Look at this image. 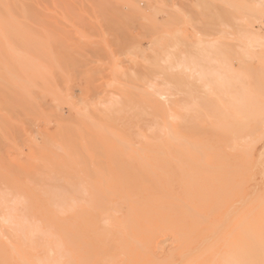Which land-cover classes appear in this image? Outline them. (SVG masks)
<instances>
[{
	"label": "rangeland",
	"instance_id": "obj_1",
	"mask_svg": "<svg viewBox=\"0 0 264 264\" xmlns=\"http://www.w3.org/2000/svg\"><path fill=\"white\" fill-rule=\"evenodd\" d=\"M263 11L264 0H0V264H65L58 225L106 199L122 217L153 140L163 151L175 126L212 136L218 98L264 107ZM249 155L247 200L221 207L223 228L228 209L264 208V139ZM174 245L158 237L140 264H186Z\"/></svg>",
	"mask_w": 264,
	"mask_h": 264
},
{
	"label": "bare ground",
	"instance_id": "obj_2",
	"mask_svg": "<svg viewBox=\"0 0 264 264\" xmlns=\"http://www.w3.org/2000/svg\"><path fill=\"white\" fill-rule=\"evenodd\" d=\"M235 20L233 22L238 24ZM219 29L218 33H221ZM241 31L242 37L243 33L247 37L248 26L243 25ZM198 43H195L197 47ZM225 51L230 54L228 49ZM216 102L219 105V124L212 136L176 126H171L172 131H169L168 126L163 151L153 140L150 153L146 155L148 164L143 160L137 166L133 194L120 200L126 207L122 217H112L119 210V202L106 199L96 203L94 214L74 211L71 222L58 225L61 242L70 255H62L65 264H140L142 249L151 246L155 239L165 234L172 236L176 250L186 264H264V208L258 215L249 205L243 211L228 209L225 220L229 224L224 228L214 221L220 215L221 207H226L232 201L241 203L247 200L244 185L250 175L244 171L243 163L249 158L253 143L264 139V107L253 103L226 105L228 103L220 98ZM159 110L166 113L165 109ZM229 118H235V125L231 129L226 124ZM254 198L264 199V195ZM98 219L107 220L108 225H102ZM218 246L224 248L227 255L209 262L210 251Z\"/></svg>",
	"mask_w": 264,
	"mask_h": 264
}]
</instances>
